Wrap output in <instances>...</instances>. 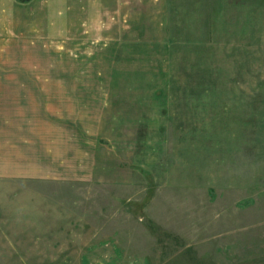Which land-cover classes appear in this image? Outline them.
I'll return each mask as SVG.
<instances>
[{
	"label": "rangeland",
	"instance_id": "374dc122",
	"mask_svg": "<svg viewBox=\"0 0 264 264\" xmlns=\"http://www.w3.org/2000/svg\"><path fill=\"white\" fill-rule=\"evenodd\" d=\"M224 1L0 0V264H264V16Z\"/></svg>",
	"mask_w": 264,
	"mask_h": 264
},
{
	"label": "crops",
	"instance_id": "0c3cea01",
	"mask_svg": "<svg viewBox=\"0 0 264 264\" xmlns=\"http://www.w3.org/2000/svg\"><path fill=\"white\" fill-rule=\"evenodd\" d=\"M224 1V0H222ZM237 1H241V3H243V6H246V4H250L251 0H227V3H233L235 4ZM253 2H257L258 5L257 6H261V9L263 10V16H264V0H252ZM215 4V5H214ZM216 4L218 5V0H213V4L214 6H216ZM224 5L226 8V16L228 17L229 13L231 12V9H228L227 11V6H226V1H224ZM230 5V4H229ZM228 12V14H227ZM210 20H211V28L215 29L217 27V23H218V19H219V15H218V10H216L215 7H212L210 10ZM214 31V30H213ZM215 32V31H214Z\"/></svg>",
	"mask_w": 264,
	"mask_h": 264
},
{
	"label": "trees",
	"instance_id": "16d2710c",
	"mask_svg": "<svg viewBox=\"0 0 264 264\" xmlns=\"http://www.w3.org/2000/svg\"><path fill=\"white\" fill-rule=\"evenodd\" d=\"M21 1H24L25 2V1H28V0H21Z\"/></svg>",
	"mask_w": 264,
	"mask_h": 264
}]
</instances>
